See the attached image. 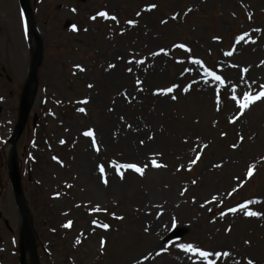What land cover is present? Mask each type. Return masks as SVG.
I'll return each mask as SVG.
<instances>
[{"label": "rangeland", "instance_id": "rangeland-1", "mask_svg": "<svg viewBox=\"0 0 264 264\" xmlns=\"http://www.w3.org/2000/svg\"><path fill=\"white\" fill-rule=\"evenodd\" d=\"M30 4L43 53L13 160L37 43L18 0H0V264H20L22 254L36 264L21 237L14 164L39 264H205L181 243L215 264H264V98L242 115L232 99L264 85V0ZM125 163L147 167L120 169L121 179L114 165ZM175 228L184 236L165 242Z\"/></svg>", "mask_w": 264, "mask_h": 264}, {"label": "snow or ice", "instance_id": "snow-or-ice-1", "mask_svg": "<svg viewBox=\"0 0 264 264\" xmlns=\"http://www.w3.org/2000/svg\"><path fill=\"white\" fill-rule=\"evenodd\" d=\"M152 8H155L156 5L153 4L151 5ZM139 15V13H138ZM97 16H100V17H104V18H109L108 17V14L106 12H98L97 13ZM91 19H96L95 16L91 17ZM111 19L115 20L116 18L113 16L111 17ZM129 23H132L131 21H129ZM73 30H77L75 26H73ZM258 31V29H257ZM247 34H244L243 36H238L236 38V42L239 43L240 41L244 40L245 36ZM214 39H218V38H214ZM175 47L177 48H181V49H184L185 51H190V49L187 48L186 45L184 44H178L176 45ZM163 51V50H161ZM225 55H232L231 52H226ZM193 63L197 64V65H200L201 64V61L199 59H195L192 61ZM142 63V61H141ZM264 63V62H262ZM79 67V66H77ZM110 67H113L112 65H110ZM81 71H83L84 69H80ZM242 72H246L247 69H242L241 70ZM204 75L205 76H208V77H211L212 80H215V81H218L220 82L221 84L224 83L223 79L221 78V76L219 75H216L215 72L213 71H209L207 68H205V71H204ZM88 87H92L91 84L88 85ZM261 90L258 92V93H255V94H252V93H248V92H245L243 94V97H242V101L241 100H238L237 97L235 95L232 96V99L234 101H236L237 103V107L239 109V112L240 114L242 115L244 113V111L249 108L250 105H252L253 103L261 100L262 98H264V85H261ZM164 94H167V93H171L173 91V88H168V89H164V90H161ZM184 91H188L187 88L184 89ZM176 97L173 96L172 99H175ZM80 103H87V100H84V101H80ZM111 110V109H110ZM79 111L83 112L84 109L83 108H80ZM230 122H235L234 120L230 121ZM130 127V126H129ZM84 136L86 137H92V143H93V146L95 147V138H94V133L92 130H87L83 133ZM152 137H149V139H151ZM61 143H64V141H61ZM141 143H143V141H141ZM205 147H207V145H205ZM233 147L235 148L236 146L233 145ZM158 155V154H157ZM199 157H197L198 159ZM54 160H56L57 158L56 157H53ZM196 161L193 160L192 163H195ZM151 164L153 167H162L163 165H160L157 163V161L155 159H153L151 161ZM114 167L117 168V175H119L121 177V179H123V173L120 171V169H124V170H128V169H131L133 172L139 174V175H143L144 174V170H145V167H147V165H145V167H140L138 166L137 164L135 163H125V164H119V165H114ZM99 169L101 171V174L103 175V172H104V168L103 166H99ZM253 174V167L252 166H249V169H248V172H247V175L249 177H251V175ZM105 183H107V181L105 180L104 181ZM195 183V182H193ZM183 194V193H182ZM215 199V197L213 198ZM252 203H257V201H249V202H246L242 205H240V208L241 209H247L249 204H252ZM97 211H99V206H97L96 208ZM230 211L232 212H236L237 209L236 208H232L230 209ZM244 214L248 217H258L261 215V213L259 212H256V211H251V210H248V211H245ZM117 219H122V217H116ZM95 223V222H94ZM71 225V221H69L67 224L63 225L64 227H69ZM105 230H107L110 226L108 224H103L101 225ZM173 226L175 227V221H173ZM147 230V229H146ZM230 229H226V231H229ZM77 243H79V241H77ZM245 243H248V241H246ZM100 244H101V248H103L105 246V241L103 239H101L100 241ZM182 251L186 252V253H192L194 255H198L200 256L204 261H205V264H215L214 261H209V257L210 255H212V253H210L209 251H203L201 250L199 247L197 246H194L192 244H184V243H181V244H178L177 245ZM216 256H220V255H224V256H228L229 253L227 252H224V253H220V252H217L215 253ZM248 264H253V261L251 260H248Z\"/></svg>", "mask_w": 264, "mask_h": 264}, {"label": "water", "instance_id": "water-1", "mask_svg": "<svg viewBox=\"0 0 264 264\" xmlns=\"http://www.w3.org/2000/svg\"><path fill=\"white\" fill-rule=\"evenodd\" d=\"M82 1H84V0H82ZM20 3L22 5V8L27 13L30 30L35 35L34 26H33V17H32V13L30 10L28 0H20ZM35 37H36V40H37L39 46H38V49L35 53V56H34V59L32 62V66L30 69V75H29V78H28L26 85H25V88H24L21 106H20L19 122H18V125L16 127L15 134L13 135L12 140H11V147L13 150V160L15 159V155H14L15 143H16L17 138L20 136V134L22 132L24 123L26 121V118H27V115L29 112L30 89H31L32 83L35 79L37 68H38L40 60H41L42 45H41V42L38 39V37L36 35H35ZM35 122H36V118H34V120H33V125H35ZM13 193H14L16 205L18 206L20 213H21V216H22V237H25L26 245L29 248V251H30L31 256L33 257L35 263L39 264L38 259H37V255H36V247H35L34 237H33L29 222H28V212L26 210L25 203L23 200V195H22V191L20 188V181H19V177H18V173H17V169H16L15 164L13 165ZM183 234H184L183 230L177 229V230H174L171 234H169V236H167L166 239H176V238L182 236ZM21 264H23V261H21Z\"/></svg>", "mask_w": 264, "mask_h": 264}]
</instances>
